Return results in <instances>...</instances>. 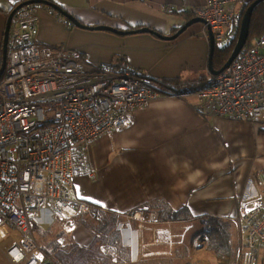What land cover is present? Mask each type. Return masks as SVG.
Listing matches in <instances>:
<instances>
[{
    "label": "crops",
    "instance_id": "0c3cea01",
    "mask_svg": "<svg viewBox=\"0 0 264 264\" xmlns=\"http://www.w3.org/2000/svg\"><path fill=\"white\" fill-rule=\"evenodd\" d=\"M20 1L23 0H0V64L6 21ZM47 1L86 26L101 25L119 30L144 27L164 36L173 35V30L187 22L170 13L171 10L194 11L205 2ZM250 1L240 0L239 4L228 5L227 9H244ZM34 6L37 43L71 51L80 55L82 61H79L89 66L86 59L90 52L86 45L90 44L80 41L89 38L88 33H83L86 30L73 26L45 5ZM205 32L204 25L197 23L173 41L149 33L92 36L110 41L93 45L100 53L98 59L106 63L102 65H114L117 58L119 66L127 65L139 71L160 89L157 83L174 79L181 83H193L199 77L208 80L209 49ZM197 104L195 98L163 94L135 111L124 130L104 135L88 145L87 173L93 177L84 173L72 178L73 198H77L75 189L79 185L82 195L102 201L106 207L79 200L119 217L132 216L144 208H147L145 215L148 216L157 213V208L162 205L181 211L182 216V220L177 221H161L158 217L159 224L141 230L137 229L136 221L128 225L123 221L126 227L120 231L116 227L120 235L115 241L116 257L112 259L108 253L105 255L110 263L239 264L240 235L230 219L236 217L238 207L247 198L258 194L252 173L264 170V117L258 123L207 117L197 111ZM149 207L156 210L150 212ZM82 227L81 224L69 238L72 244L86 248L94 236ZM216 228L222 229L223 242L228 246L230 256L218 255L210 247L211 231ZM8 235L0 242V264H10L6 251L16 235L10 231ZM258 264H264V254L260 255Z\"/></svg>",
    "mask_w": 264,
    "mask_h": 264
},
{
    "label": "built area",
    "instance_id": "2783aa9c",
    "mask_svg": "<svg viewBox=\"0 0 264 264\" xmlns=\"http://www.w3.org/2000/svg\"><path fill=\"white\" fill-rule=\"evenodd\" d=\"M240 0H205L192 13L204 21L214 47L237 39ZM35 6L17 10L8 29L6 64L0 78V242L16 237L6 251L10 264H56L53 255L71 244L93 205L71 196V180L87 173V147L124 130L133 113L168 94L127 66H87L78 55L37 43ZM235 44V43H234ZM264 36L244 47L230 66L210 76L196 92L203 116L258 123L264 117ZM89 177H93L87 173ZM258 189L230 219L238 228L239 264H258L264 254V170L252 173ZM147 208L126 218L137 229L153 228L158 214ZM111 258L116 257L110 245Z\"/></svg>",
    "mask_w": 264,
    "mask_h": 264
},
{
    "label": "trees",
    "instance_id": "16d2710c",
    "mask_svg": "<svg viewBox=\"0 0 264 264\" xmlns=\"http://www.w3.org/2000/svg\"><path fill=\"white\" fill-rule=\"evenodd\" d=\"M253 1L254 0L246 4L243 9V12L246 7H248ZM22 2H24V0L15 4L12 9H14L18 4ZM170 13L179 15L183 17L186 21H189L195 17L192 11H177L173 9ZM177 30L178 29L173 30V32H176ZM263 36L264 2H261L252 11L248 29V37L245 46L248 47L252 45L253 40H257ZM234 43L230 44L224 50H220L215 47L214 54L212 57V67L214 70H219L227 61L234 46ZM77 60L82 61V57L78 55ZM113 64L115 66H119V59L116 58ZM206 82L207 81H205V77H199V79L193 83H181L180 80L174 79L157 84L160 86V89H162V91L168 94L181 95L200 90L205 86ZM154 210L156 209L150 207L148 209V211L150 212ZM156 212L158 214L159 220L161 221L182 220L181 211H173L169 209L166 205H162L161 208H157ZM113 215L111 213L100 210L98 207L93 206L92 214L83 216L81 219L82 226L88 229L94 236L91 244L88 247L84 248L71 243L70 247L60 250L53 255L56 264H98L100 262L103 264H113L106 259V256L101 251V248L105 245L107 240L113 239L115 242L119 239L118 237L120 235L119 232L116 231V227L119 223L122 222L123 219L119 218V216L116 217V215ZM210 247L218 255H231L230 252L227 251L228 246L223 242V234L221 228H216L215 230L211 231ZM157 264L168 263L161 261Z\"/></svg>",
    "mask_w": 264,
    "mask_h": 264
},
{
    "label": "water",
    "instance_id": "95a60500",
    "mask_svg": "<svg viewBox=\"0 0 264 264\" xmlns=\"http://www.w3.org/2000/svg\"><path fill=\"white\" fill-rule=\"evenodd\" d=\"M261 2H264V0H254L248 7L243 12L241 22H240V27H239V32L237 39L235 41V44L232 48V51L230 53L229 58L227 61L224 63V65L219 69V70H214L212 67V57L214 54V41H213V35L211 34L210 29L207 27V34H208V57H207V71L210 76H217L220 73H222L224 70H226L232 61L236 58V56L240 53V51L245 47L247 37H248V29H249V23H250V18L252 15L253 9ZM45 5L49 8H51L53 11L57 12L59 15H61L63 18H65L69 23H71L73 26L84 29V30H98V31H107L110 33H113L115 35L119 36H127L131 34H137V33H149L154 35L155 37L159 39H163L166 41H173L175 40L179 35H181L186 28L193 24H205L204 21L198 17H194L193 19L187 21L182 27H180L173 35L171 36H164L160 35L154 31H152L149 28H139L135 30H119L113 27L109 26H86L81 24L77 19L69 15L67 12H65L63 9H61L59 6L50 3L46 0H27L24 1L20 4H18L14 9H12L8 15L7 21H6V28L4 32V38H3V46H2V58H1V64H0V78L4 72L5 69V64H6V49H7V41H8V29H9V24L11 21V18L13 17L14 13L19 10L20 8L27 6V5Z\"/></svg>",
    "mask_w": 264,
    "mask_h": 264
},
{
    "label": "rangeland",
    "instance_id": "374dc122",
    "mask_svg": "<svg viewBox=\"0 0 264 264\" xmlns=\"http://www.w3.org/2000/svg\"><path fill=\"white\" fill-rule=\"evenodd\" d=\"M46 8L47 9H50V8H48L47 6H46ZM52 12H54L53 10H52ZM55 13V12H54ZM77 29V28H76ZM78 29H80V28H78ZM79 31H81V30H79ZM83 33H88L87 35H89L88 37L89 38H87V39H80V41H82V42H87V43H89L90 45H86L87 47H88V51L87 52H90V53H87V59H86V61H87V63H88V65L89 66H99V65H102V64H106V63H104L102 60H100V59H98V56L97 55H100V53H97L96 52V49H94V46L93 45H95L97 42L98 43H109L110 41H108L107 39H97V38H95V36H92V35H98V34H106V35H110V37H119V36H116V35H114L113 33H110V32H107V31H98V30H86L85 32H83ZM85 36H86V34H85ZM87 43H83V44H87ZM64 48H66V45L65 44H63L62 45ZM66 49H68V48H66ZM91 51L93 52V53H91ZM113 215V214H112ZM115 215V214H114ZM113 215V216H114ZM116 217H117V215H116ZM119 218H121V219H123L122 220V222L121 223H119L118 225H117V229L120 231V229H122V228H124V227H126V226H124V224H122L123 223V221H126V218H123V217H119ZM82 229H84L83 227H82ZM84 230H86V229H84ZM88 231V230H87ZM89 232V234L91 235V233H90V231H88ZM112 243H114V245L116 246L115 247V249L117 248V244H116V242H114V241H112L111 242V240L109 239V240H107V242L105 243V245H104V247H103V253H104V255H106L107 256V253L110 255V245L112 244ZM117 250V249H116ZM111 260V259H110Z\"/></svg>",
    "mask_w": 264,
    "mask_h": 264
},
{
    "label": "snow or ice",
    "instance_id": "6c2138e0",
    "mask_svg": "<svg viewBox=\"0 0 264 264\" xmlns=\"http://www.w3.org/2000/svg\"><path fill=\"white\" fill-rule=\"evenodd\" d=\"M75 191H76V196H77L78 199L86 200V201H89L91 203L99 204L101 206H105L106 207V205H103V202L102 201L95 200L94 198H92L90 196H87V195H82L81 194V191H80L79 185L76 186Z\"/></svg>",
    "mask_w": 264,
    "mask_h": 264
}]
</instances>
